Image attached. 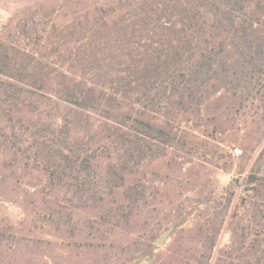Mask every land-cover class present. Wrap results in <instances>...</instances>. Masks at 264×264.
Masks as SVG:
<instances>
[{"label": "rangeland", "instance_id": "1", "mask_svg": "<svg viewBox=\"0 0 264 264\" xmlns=\"http://www.w3.org/2000/svg\"><path fill=\"white\" fill-rule=\"evenodd\" d=\"M115 1L0 0V45L78 69L101 53L94 8ZM248 6L251 35L195 104L131 95L142 134L45 103L7 110L0 95V264H264V11Z\"/></svg>", "mask_w": 264, "mask_h": 264}, {"label": "trees", "instance_id": "2", "mask_svg": "<svg viewBox=\"0 0 264 264\" xmlns=\"http://www.w3.org/2000/svg\"><path fill=\"white\" fill-rule=\"evenodd\" d=\"M250 4L264 11V0H116L94 8L89 29L101 53L86 54L78 69L42 55L11 58L0 45V76L15 82L0 78L1 104H50L84 123L98 116L114 136L142 134L151 128L131 116V95L140 92L142 108L159 109L172 97L195 104L225 49L239 51L251 35L258 20ZM69 123L54 125L59 137Z\"/></svg>", "mask_w": 264, "mask_h": 264}, {"label": "water", "instance_id": "3", "mask_svg": "<svg viewBox=\"0 0 264 264\" xmlns=\"http://www.w3.org/2000/svg\"><path fill=\"white\" fill-rule=\"evenodd\" d=\"M173 230V226H170L168 228H166L165 230H163L162 232H160L154 239L153 243L156 246L162 247L166 240L168 239V237L170 236L171 232Z\"/></svg>", "mask_w": 264, "mask_h": 264}, {"label": "built area", "instance_id": "4", "mask_svg": "<svg viewBox=\"0 0 264 264\" xmlns=\"http://www.w3.org/2000/svg\"><path fill=\"white\" fill-rule=\"evenodd\" d=\"M234 151H235V152H239V151H238V150H236V149H235Z\"/></svg>", "mask_w": 264, "mask_h": 264}]
</instances>
